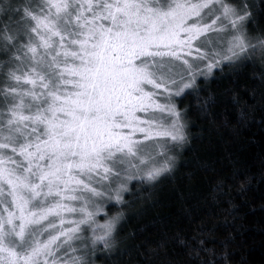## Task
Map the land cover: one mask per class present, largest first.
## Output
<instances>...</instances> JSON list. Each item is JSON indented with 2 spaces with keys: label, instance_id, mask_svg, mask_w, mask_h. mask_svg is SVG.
I'll return each mask as SVG.
<instances>
[{
  "label": "snow or ice",
  "instance_id": "snow-or-ice-1",
  "mask_svg": "<svg viewBox=\"0 0 264 264\" xmlns=\"http://www.w3.org/2000/svg\"><path fill=\"white\" fill-rule=\"evenodd\" d=\"M262 22L264 0H0V264L111 254L122 212L106 205H123L131 180L174 169L188 143L177 99L225 62L264 63ZM250 98L246 109L233 96L242 122L264 91ZM232 179L252 183L237 169ZM231 193L223 178L209 192L225 226L238 215ZM190 222L194 235L175 237L184 264H245L231 231L220 238L202 218ZM168 239L137 249L142 264H177Z\"/></svg>",
  "mask_w": 264,
  "mask_h": 264
},
{
  "label": "trees",
  "instance_id": "trees-1",
  "mask_svg": "<svg viewBox=\"0 0 264 264\" xmlns=\"http://www.w3.org/2000/svg\"><path fill=\"white\" fill-rule=\"evenodd\" d=\"M259 8L260 0H256ZM259 27L264 29V22ZM264 81V63L257 55L252 60L236 61L223 69L214 70L205 80H197L195 95L177 99L186 110L188 143L174 150V169L154 183L133 179L123 193L124 204L114 201L106 207L108 215L122 212L117 227L116 246L111 254L98 251L95 264H142L137 249L155 246L168 237L167 254L177 264H184V247L176 242L179 232L186 239L194 235L196 225L190 219H203L205 227L215 226L220 238L231 231L235 240L229 243L235 249V259L244 257L245 264H264V104L256 103L248 109L247 122L239 120V107L252 104L250 93L255 90L259 99ZM211 111H202L208 107ZM214 121V122H213ZM234 169L252 177V183L241 184L232 179ZM232 185L236 220L225 226L226 212H218L209 199V192L220 179ZM247 189L242 198L237 189ZM185 206L192 217L185 214ZM212 214L209 215L208 213ZM105 219L103 213L98 217ZM195 241H193L194 243ZM211 243H215L212 241ZM128 250L131 255H122Z\"/></svg>",
  "mask_w": 264,
  "mask_h": 264
}]
</instances>
